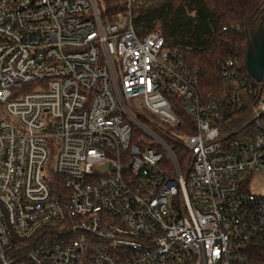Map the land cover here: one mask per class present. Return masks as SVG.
Instances as JSON below:
<instances>
[{
  "label": "built area",
  "instance_id": "built-area-1",
  "mask_svg": "<svg viewBox=\"0 0 264 264\" xmlns=\"http://www.w3.org/2000/svg\"><path fill=\"white\" fill-rule=\"evenodd\" d=\"M102 4L0 0V264H264V82L229 59L204 95L131 0Z\"/></svg>",
  "mask_w": 264,
  "mask_h": 264
},
{
  "label": "trees",
  "instance_id": "trees-1",
  "mask_svg": "<svg viewBox=\"0 0 264 264\" xmlns=\"http://www.w3.org/2000/svg\"><path fill=\"white\" fill-rule=\"evenodd\" d=\"M128 0H104L103 15L110 20L126 9ZM135 27L147 34L159 27L167 45L180 51L185 66L198 77L204 95L221 96L227 86L220 74L222 63L236 60L245 75L256 84L246 67L249 41L264 17V0H131ZM176 105L181 107L177 98ZM182 123L193 122L182 113ZM167 144L181 166V145L175 135L149 121H143ZM145 137L135 140L141 144ZM180 150V151H179ZM172 170L170 159L165 160Z\"/></svg>",
  "mask_w": 264,
  "mask_h": 264
},
{
  "label": "water",
  "instance_id": "water-1",
  "mask_svg": "<svg viewBox=\"0 0 264 264\" xmlns=\"http://www.w3.org/2000/svg\"><path fill=\"white\" fill-rule=\"evenodd\" d=\"M246 67L256 82H264V17L249 41Z\"/></svg>",
  "mask_w": 264,
  "mask_h": 264
},
{
  "label": "rangeland",
  "instance_id": "rangeland-1",
  "mask_svg": "<svg viewBox=\"0 0 264 264\" xmlns=\"http://www.w3.org/2000/svg\"><path fill=\"white\" fill-rule=\"evenodd\" d=\"M104 0H100L103 2ZM129 106L144 120L153 121L151 116L144 114L141 110L143 104L141 102L129 101ZM55 164V159L51 161V166ZM250 191L258 195H264V172L254 175L250 179Z\"/></svg>",
  "mask_w": 264,
  "mask_h": 264
}]
</instances>
